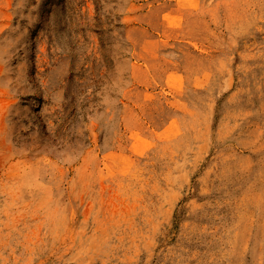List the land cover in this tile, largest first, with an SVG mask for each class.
I'll use <instances>...</instances> for the list:
<instances>
[{"label": "rangeland", "instance_id": "1", "mask_svg": "<svg viewBox=\"0 0 264 264\" xmlns=\"http://www.w3.org/2000/svg\"><path fill=\"white\" fill-rule=\"evenodd\" d=\"M0 264H264V0H0Z\"/></svg>", "mask_w": 264, "mask_h": 264}]
</instances>
